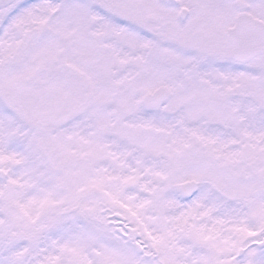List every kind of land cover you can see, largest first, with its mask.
Returning <instances> with one entry per match:
<instances>
[{
  "label": "snow or ice",
  "instance_id": "1",
  "mask_svg": "<svg viewBox=\"0 0 264 264\" xmlns=\"http://www.w3.org/2000/svg\"><path fill=\"white\" fill-rule=\"evenodd\" d=\"M0 264H264V0H0Z\"/></svg>",
  "mask_w": 264,
  "mask_h": 264
}]
</instances>
